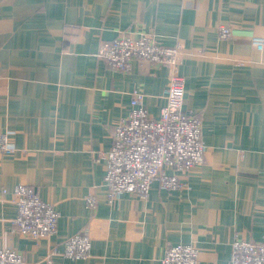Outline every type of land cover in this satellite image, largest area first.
<instances>
[{"label":"crops","instance_id":"1","mask_svg":"<svg viewBox=\"0 0 264 264\" xmlns=\"http://www.w3.org/2000/svg\"><path fill=\"white\" fill-rule=\"evenodd\" d=\"M221 27L233 35L222 39ZM181 50L184 110L202 121L204 162L181 191L154 182L150 196L110 199L107 153L132 95L158 119L172 69L134 59L117 72L99 57L118 36ZM264 0H0V249L25 264H161L192 245L199 264H230L237 240L264 243ZM33 188L60 214L35 240L14 226L15 189ZM5 191V192H4ZM97 200L90 209L86 198ZM83 231L91 257H64Z\"/></svg>","mask_w":264,"mask_h":264},{"label":"built area","instance_id":"2","mask_svg":"<svg viewBox=\"0 0 264 264\" xmlns=\"http://www.w3.org/2000/svg\"><path fill=\"white\" fill-rule=\"evenodd\" d=\"M219 34L222 39H230L233 32L221 27ZM253 46L263 51L264 37L254 38ZM99 57L117 72H130L134 59L172 69L165 91L166 104L158 119L144 108L142 93L135 91L132 95L130 115L116 128L114 144L107 153L108 196L117 199L127 193L147 200L154 182L169 191L185 189L186 181L179 175L203 164L206 145L201 119L184 110L186 80L177 72L180 48L164 46L151 37L120 35ZM0 152L5 156L16 153L8 133L0 134ZM15 196L18 215L14 226L21 235L42 240L57 233L60 214L53 204L42 201L33 188L22 184L16 187ZM86 203L90 209L97 206L92 196L86 198ZM65 244L64 257L70 260L91 257L87 231L70 237ZM198 257V250L192 245L170 246L161 264H199ZM45 263L52 264L50 256ZM0 264H25V259L13 250L0 249ZM230 264H264V243L234 241Z\"/></svg>","mask_w":264,"mask_h":264}]
</instances>
